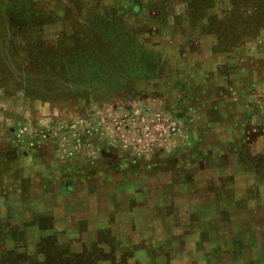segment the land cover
<instances>
[{"label":"rangeland","instance_id":"1","mask_svg":"<svg viewBox=\"0 0 264 264\" xmlns=\"http://www.w3.org/2000/svg\"><path fill=\"white\" fill-rule=\"evenodd\" d=\"M258 193L264 0H0V264H264Z\"/></svg>","mask_w":264,"mask_h":264},{"label":"crops","instance_id":"2","mask_svg":"<svg viewBox=\"0 0 264 264\" xmlns=\"http://www.w3.org/2000/svg\"><path fill=\"white\" fill-rule=\"evenodd\" d=\"M237 196V195H236ZM258 196H259V193L258 194H255L253 197V200H248L247 202L245 203H240L238 202V204L240 205V209L241 211L244 210L245 214L248 216V218H251V221H253V223L251 225H248L246 227H243L244 223L243 220L241 219L240 220V225L239 228L243 229V230H248L249 231V235L247 236H254L256 235L257 238H258V241H259V245L257 247V249H260L262 247H264V224L262 223L264 221V198H261L258 200ZM214 197H225L223 193H215L214 194ZM233 197H235V193H233ZM240 196H237V198H239ZM242 197V196H241ZM255 199V201H254ZM247 203H251L250 206H248ZM227 206V204H226ZM230 209V208H228ZM220 214V213H218ZM247 218V217H246ZM245 218V219H246ZM236 225H237V222L239 220H232ZM248 220H246L245 222H247ZM208 232L210 231L208 228H207ZM210 235V234H209ZM241 235L243 236L242 232H241ZM252 238V237H251ZM251 238L247 237V238H242V241H243V244L247 246L246 243H248V240H250ZM208 243V242H207ZM205 240L202 242V245L205 246ZM263 251V248L262 250ZM209 252V250L207 249V253Z\"/></svg>","mask_w":264,"mask_h":264}]
</instances>
